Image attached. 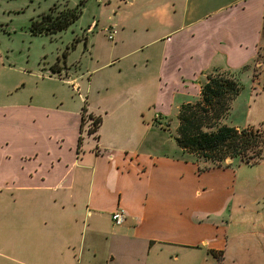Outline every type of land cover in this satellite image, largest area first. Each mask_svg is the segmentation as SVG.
Masks as SVG:
<instances>
[{"label":"crops","instance_id":"crops-1","mask_svg":"<svg viewBox=\"0 0 264 264\" xmlns=\"http://www.w3.org/2000/svg\"><path fill=\"white\" fill-rule=\"evenodd\" d=\"M103 2L114 38L95 31L98 20L75 37L46 76L63 91L0 104V264H177V250L221 253V264L231 189L247 178L177 186V160L149 151L144 134L198 100L206 72L252 66L264 47V0ZM11 84L0 77V95L21 89ZM90 118L100 119L93 133ZM192 162L197 174L201 163ZM192 191L206 201L188 206Z\"/></svg>","mask_w":264,"mask_h":264},{"label":"rangeland","instance_id":"rangeland-1","mask_svg":"<svg viewBox=\"0 0 264 264\" xmlns=\"http://www.w3.org/2000/svg\"><path fill=\"white\" fill-rule=\"evenodd\" d=\"M81 1L0 0V77L10 79V84L19 82L21 86L17 92L13 91L14 93L5 97L0 95V104L11 102V100L24 104L28 103L31 97H35L36 92L44 91L51 94L57 90H64L59 82L46 78L48 68L56 62L57 58L62 60V50L65 51L76 36L79 35L81 38L90 23L98 20L95 31L103 29L106 31L108 27L103 26L108 24L113 15L111 6L105 5L103 0H85L80 7ZM54 4L59 8L80 7L81 15L63 31L53 34H32L29 30L31 20L48 12ZM80 49H82L81 46L71 54L69 61L78 58ZM2 60L6 65L4 68L1 66ZM260 60L261 63L256 65L258 70H256L255 77L253 76L254 65L247 70H239L237 73L242 89L233 101L229 115L224 119L225 124L229 126L238 124L242 127L251 126L252 128L264 127V91L261 89L264 83V49L261 50ZM42 76L45 77L44 81L40 79ZM254 89L258 90L254 91ZM69 95H73L71 90ZM43 98L46 99V96ZM73 99L77 100L75 96ZM57 102L56 99L50 97L51 105ZM69 103H73L72 100H69ZM250 106H252V111L248 112ZM166 119L168 121H161V123L150 121L151 126L144 134L145 145L156 156H168L177 160V186L184 187L185 185H194V183L207 184L211 181L217 184L218 180L226 178L227 175L228 181H231L236 174L238 177L245 175L247 178V183L238 182V185L231 189L234 192L233 200L231 199L232 194H227L231 199L230 208L233 213L230 218L231 227L228 231L227 250L221 264H264V160L253 167L245 165L237 167L238 161L235 160L232 162V166H236L235 172L230 168L224 172H218L220 170L218 169L210 170L209 173L203 175L200 172L195 174L196 167L192 162L195 160L194 155L183 152L175 142L174 137L178 125L176 113L172 111ZM199 162L201 168L206 165L203 161ZM199 174L201 176L196 177ZM257 196L259 199L258 202H255ZM183 197L184 201L190 202L187 204L189 206L205 202L207 194L204 192L198 196L194 195V191H192ZM213 198L215 201L216 199L225 201V191L221 196L215 191ZM234 201H244L241 203L244 204V207L234 205ZM234 217H237V221L232 224ZM185 219L188 218L183 217L181 222ZM252 229H257L258 233ZM193 252H196L197 255ZM177 253H179L177 264H219L217 259L211 254H206L205 250L204 252L194 250L192 255L179 250ZM221 259L222 257H220Z\"/></svg>","mask_w":264,"mask_h":264},{"label":"trees","instance_id":"trees-1","mask_svg":"<svg viewBox=\"0 0 264 264\" xmlns=\"http://www.w3.org/2000/svg\"><path fill=\"white\" fill-rule=\"evenodd\" d=\"M85 0L80 2V7ZM59 8L54 4L49 11L32 19L29 30L32 34H53L68 28L81 15V8ZM77 39H73L70 46L63 50L62 56L74 46ZM260 47L253 61V76L255 77L257 64L261 63ZM249 65L241 67L244 71ZM56 71L55 69H52ZM239 71L228 69H214L206 72L200 82V97L194 102L182 104L178 109L175 142L183 152L193 154L198 161L206 163L198 172L211 168H227L232 163L227 159L236 160V165L253 166L264 160V127L236 128L224 123L229 115L232 103L239 95L242 86L238 79ZM264 88V86H263ZM89 132L96 131L100 123L99 118H90ZM218 261L221 253L209 251Z\"/></svg>","mask_w":264,"mask_h":264},{"label":"built area","instance_id":"built-area-1","mask_svg":"<svg viewBox=\"0 0 264 264\" xmlns=\"http://www.w3.org/2000/svg\"><path fill=\"white\" fill-rule=\"evenodd\" d=\"M106 33H107V38L109 40H113L114 34H115L114 28H112V27L107 28L106 29ZM58 74L60 75L61 73H58ZM111 217H112V220L115 223L119 224V223H121V221L123 219V213L121 212V210H116V211H114L112 213V216Z\"/></svg>","mask_w":264,"mask_h":264},{"label":"water","instance_id":"water-1","mask_svg":"<svg viewBox=\"0 0 264 264\" xmlns=\"http://www.w3.org/2000/svg\"><path fill=\"white\" fill-rule=\"evenodd\" d=\"M47 71H48L47 72L48 75H52V74H55L56 73V71H53L52 69H49Z\"/></svg>","mask_w":264,"mask_h":264}]
</instances>
